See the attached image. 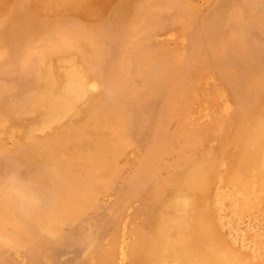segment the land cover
I'll return each instance as SVG.
<instances>
[{"label":"rangeland","instance_id":"rangeland-1","mask_svg":"<svg viewBox=\"0 0 264 264\" xmlns=\"http://www.w3.org/2000/svg\"><path fill=\"white\" fill-rule=\"evenodd\" d=\"M263 154L264 0H0V264L170 263L164 205L195 200L228 264H264Z\"/></svg>","mask_w":264,"mask_h":264},{"label":"bare ground","instance_id":"bare-ground-1","mask_svg":"<svg viewBox=\"0 0 264 264\" xmlns=\"http://www.w3.org/2000/svg\"><path fill=\"white\" fill-rule=\"evenodd\" d=\"M58 84H62V81L60 79L55 80V85L57 86ZM96 87L97 86L95 83L89 84L88 86L83 82L79 85V89H77L86 92L89 90L94 91ZM259 149H261V144L259 142H255L252 149V156L254 158L257 154H259ZM260 159L262 164H264V154ZM186 182H190L188 184V187H185L186 189L195 188L200 191H205L209 187L207 178L203 173H194V176L188 178ZM262 188L260 187V189ZM185 191L186 190L178 189L175 195L176 198L181 200L185 204V206H187V203L185 202L186 199L183 198L187 194ZM248 193L250 194V192ZM172 204L173 206H170L169 204L164 205V209L168 212L176 211L178 215L172 217L171 219L168 218L166 220H163V222L160 224V228H162L163 232L165 233L173 230L179 232V237L182 239L179 242L178 246L180 250L178 252L175 251V257H173L171 253H168L170 257L174 258L171 259L169 263L166 255L164 254V249H167V247L169 246V244H167L168 239L167 241H163L162 243L160 241L156 243L150 242L147 244L139 242L134 247L136 248L137 258L140 257V259L137 260L138 264H228L223 253L213 248L207 240V232L205 226L206 224L204 222L205 216L202 215V205L197 200H195L192 201V204L189 203L187 209L180 212V209H183L181 207V204L179 205L177 203L176 207H174V203H171V205ZM142 209L143 213L140 211L139 213H141L143 217L148 218L147 215L148 212H150L151 205L149 204L148 206L143 207L140 210ZM237 224L243 227L242 231L251 229L250 226L248 224H245L243 221ZM183 239H186L187 241L184 242ZM43 251L44 252L41 253L42 257L39 260L40 264H53L52 260H49L52 258L51 252H48L46 250Z\"/></svg>","mask_w":264,"mask_h":264}]
</instances>
